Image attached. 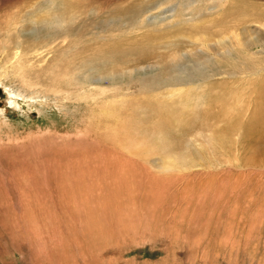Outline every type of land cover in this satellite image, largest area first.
<instances>
[{"label":"rangeland","instance_id":"374dc122","mask_svg":"<svg viewBox=\"0 0 264 264\" xmlns=\"http://www.w3.org/2000/svg\"><path fill=\"white\" fill-rule=\"evenodd\" d=\"M61 4L0 0V264H264V114L251 115L264 66L215 64L201 101L193 83L141 84L210 62L197 38L264 36V0H66L62 12L91 23L65 63L91 61V83L73 86L47 70L69 42L41 37L38 9L51 19ZM161 128L163 149L127 159L121 144L148 147Z\"/></svg>","mask_w":264,"mask_h":264},{"label":"bare ground","instance_id":"6f19581e","mask_svg":"<svg viewBox=\"0 0 264 264\" xmlns=\"http://www.w3.org/2000/svg\"><path fill=\"white\" fill-rule=\"evenodd\" d=\"M62 2H63V4L60 5L59 10L57 12L55 11V15L53 16L54 18H51V19H50V16H51V13L52 12L51 13L48 12V8L47 7H40L38 9V12L39 13H41V14L45 13L44 15H41L40 14V17L42 19V20L41 19L40 20H41V23L43 22L44 24H46L45 25L46 26L45 29H46V34L47 35H45L44 38H43V36H41L42 39L45 40L46 44L49 45V43H51L50 40L53 39V38L54 39L62 38V43L69 42L67 44V46H65V48L62 50V52H60V56L56 59L57 61L55 60L54 63L51 64L52 66L55 67V69L58 68L59 70L58 71H55V69H54V71H55L54 72L53 69H52V67L51 68H49V67L47 68V70L50 71L49 72V77L53 80V79H57L58 77L62 78L61 75H65V76H68L69 75L70 82L68 81L67 86L69 84H71V86H73V85H75L77 82H79L81 80H83V83H87V85H88L89 83H91V78L92 77L90 78L89 74H86L85 71H83V68L87 67V64L88 63H91V61L87 60L88 63L86 61H84V63H83V61L81 60L80 65L78 63L73 64L74 67H76V68H75V71H74V68H73V71L72 72L69 71V68L68 67H69L70 62L72 60L71 59V56L73 57V55H74L73 54V50H74V47H73L74 46V43L73 42H74V40L77 39V37L82 40L84 38V36H85V32L86 33H90L91 23H85V22H83V21H88L90 19L89 18H85V17L79 18L77 16L78 13L73 12L71 9L66 10V13L65 12H62V9L65 8V5L67 6L66 0H62ZM181 6L182 7H187V6H184V5H181ZM215 7H216V5L215 6H212L211 8H204V6H201L200 7V10H201V12L205 13V12H208V11H210L212 9L214 10ZM51 11H53V10H51ZM129 12H130V14H134V15L140 16L139 15V11L130 10ZM240 14L242 15V13H240ZM63 15H68L66 17H67V19H69V18L70 19L67 20L65 17H62ZM197 15H198L197 12L194 11L193 14L192 13L190 14V17L191 18H195ZM258 17L259 16L254 15L253 20H256ZM133 20H136V22L139 24V19L137 20L136 18L133 17ZM143 21H144V19H141V22L142 23H143ZM182 21H186V18L184 17V15H183ZM124 23L126 24V22H124ZM68 26H71V27L68 28V29H66ZM78 26H79V31L76 32ZM128 26L130 27V30L127 33H125L126 35L132 33L133 31L136 32L137 29H140V28L133 29L135 27H133V25H131V24L128 25ZM147 26H150V25L147 24ZM54 29H56V31L52 35H50L53 32ZM40 32H41V30L39 31V33ZM32 33L35 34L34 31H32ZM239 33L240 32L237 31V32L232 33L231 35H227L225 37V39H221L219 37H216L215 38L216 33L214 32V34H213L214 35L213 36L214 39L209 40V42H205L202 38L201 39L200 38H197L196 39V42H194V43L200 44V45H202V46L205 47V51L208 53L206 55V58L205 59L207 61H210V62H206V63H203V64L194 63V64L191 65V68L192 69L188 73L186 72L185 69H182V67H181V70H182L183 74H181L179 76H176L173 73L174 69L176 67H179V66L171 67V68H168V69H161V70L157 71L156 73L150 72L152 74L151 78L150 79L147 78L148 81H146V82L143 79L144 82H142L141 84H143L145 86H152V88L154 90H158V89H162V88L163 89L164 88H167V86L170 83H172V82L179 83V84H183L185 82L186 83H193L195 89L201 90V91H197V93L196 94H193V95L199 101H201L203 99V97H204L205 94H204V91L202 90L204 88V86L199 82V81H202L199 78V76H200L199 74H202L203 73L202 76H204L205 71H213L215 64H220V65H223V66H229L230 63H232V66L234 68V71L231 72V74L232 73H237V72H239V73L245 72L247 74V72H248L249 69H251V70L253 69V67L251 65L252 63L246 61V56H250L251 58L255 59V62L254 63L256 64V68H262L264 66V36L260 37L259 36L260 35V32H252V34L250 35V37H246V38H244L242 40L239 37L240 36ZM262 34L264 35V33H262ZM133 35H134V33H133ZM103 37H105V36H103ZM167 42L170 43V45H174V44H171L172 41H167ZM221 43H223V44H221ZM40 44H41V42H40ZM164 44H165V42H163L160 46H165ZM220 45L222 46V48H220ZM232 47L235 48V49H233ZM256 47L259 48V49L257 50ZM77 48H79V47H77ZM2 52H4V50H2ZM77 53H79V52H77ZM14 55H15V53H14ZM155 56L158 57L159 55L156 53ZM180 59H181V62H182V57H180ZM67 61H70L69 64L68 63L65 64ZM174 61L175 62H178L179 60L178 59H174ZM85 63H87V64H85ZM241 63H242V66H241L242 68H239V65ZM62 65L65 67V70L64 69H61ZM7 69H8L7 68V65H4L0 69V76L6 75V71L8 73V70ZM251 73L252 74H255L254 72H251ZM166 76L169 77V78H167ZM119 78H117V79L119 80ZM145 79H146V77H145ZM254 79L255 80H261V76L259 74H256L254 76ZM23 81H24L23 83L25 85H30L31 84L30 81L29 82H27L25 80H23ZM100 81H101V79H100ZM119 84H122V83H119ZM97 86L100 87V90L101 91H104L105 92V85L104 84L100 83V85H97ZM29 87H31V86H29ZM257 88H258L257 91H256L257 98L255 97V99L253 101V109L255 110V113L252 111L253 114H251V115H254V116H256V117H258L260 119V116H262L264 114V113H261V114L259 113V111L264 108V102H263V100H264V80L259 83V86ZM11 92L13 94H16L13 91H11ZM71 93H73V92H71ZM96 94H97V92H96ZM7 98L10 100L9 96ZM259 99H261L262 101H260ZM10 102H11V100H10ZM257 103H261V106L258 105ZM236 106H237V111H241L242 108H243V104H242L241 101H236ZM259 106H260V109H258ZM261 120L263 121V118ZM165 128H161L160 131L157 132L158 134L152 135L153 137H151L150 134H145L146 136L149 137L148 138L149 140L153 139V144H150L148 147L147 146H143V147H140V146L137 147V146H135V147H133V145H131V147H130L128 144L126 146H124L123 144L120 143L121 144V149L124 151V154L126 155V157H128L129 155H131V157L132 156L134 157L135 154H141V153L147 155L146 152L148 151V153H150L153 148H158L159 150H161L168 143V139L166 137L168 136V133L171 132V131L169 132V131L166 130V133H164L165 132L164 131ZM153 133H155V132H153ZM153 133H151V134H153ZM78 140H81V139H78ZM39 145H41V144H39ZM127 159H129V157ZM143 162L144 163H147L148 165L155 166V164H150L152 162H151V160L149 158H144L143 159ZM78 170L79 171H84V172L86 170V173L88 172L87 169H85L83 167L81 168V170L80 169H78ZM94 170L91 169V173L89 175H91L92 173H95V174L93 176H90V177H87V178L88 179L89 178L90 179H93L96 182V176L98 178L103 177L104 170H101L100 171V170L96 169L95 172H94ZM75 171L76 170H74L73 172H70L69 171V175H74V173H76ZM100 172H101V175L99 174ZM41 175H43V174H41ZM77 176L80 177L79 180H82L83 181L82 184H84L88 188L89 185H87L88 183L85 182V178L82 179L83 176H84L83 175V172L78 173ZM97 186H98V183H97Z\"/></svg>","mask_w":264,"mask_h":264}]
</instances>
